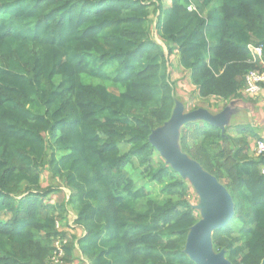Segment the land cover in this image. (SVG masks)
<instances>
[{"label": "trees", "instance_id": "16d2710c", "mask_svg": "<svg viewBox=\"0 0 264 264\" xmlns=\"http://www.w3.org/2000/svg\"><path fill=\"white\" fill-rule=\"evenodd\" d=\"M250 46L264 61V0H0V264H51L57 242L64 264L76 251L80 264H197L192 184L150 136L182 102L172 57L197 92L191 112L242 98L264 70ZM249 131L181 129L182 153L233 200L211 242L232 264H264V156H249ZM45 171L61 185L44 187Z\"/></svg>", "mask_w": 264, "mask_h": 264}, {"label": "water", "instance_id": "95a60500", "mask_svg": "<svg viewBox=\"0 0 264 264\" xmlns=\"http://www.w3.org/2000/svg\"><path fill=\"white\" fill-rule=\"evenodd\" d=\"M195 121H206L221 127L205 110L184 113L179 107V112L168 124L152 133L150 141L166 163L191 182L200 197L198 208L204 209L203 218L190 231L186 253L197 264H232L225 258L224 252L216 254L211 246L213 232L224 228L233 218L234 204L230 194L216 178L183 154L181 147L178 150L172 145L175 136L179 132L181 134V129Z\"/></svg>", "mask_w": 264, "mask_h": 264}, {"label": "crops", "instance_id": "0c3cea01", "mask_svg": "<svg viewBox=\"0 0 264 264\" xmlns=\"http://www.w3.org/2000/svg\"><path fill=\"white\" fill-rule=\"evenodd\" d=\"M174 63L175 61L172 63L174 71L178 72V70H181L185 75V71L179 66L177 58L176 64ZM181 76H183V74ZM181 76L178 77V79L175 77V83L176 85L178 84V87H180L179 84L182 82ZM195 94L197 97L196 91ZM241 95V99L239 98L231 101H219L217 99H210L207 102L203 101L204 104H201L200 109L207 111L218 125L224 129H229V135L232 137H236L235 129L237 126L246 125V127H249V133L251 132L254 135V138H248L250 152L253 151L249 156L256 157L254 152L256 143L260 139H264V96L262 98L250 99L243 94ZM190 100L181 99L182 102H180L181 104H179V107L182 112L188 113L190 112L187 111L189 107L191 109L200 103L198 97L197 100ZM191 102L194 103L192 104Z\"/></svg>", "mask_w": 264, "mask_h": 264}, {"label": "rangeland", "instance_id": "374dc122", "mask_svg": "<svg viewBox=\"0 0 264 264\" xmlns=\"http://www.w3.org/2000/svg\"><path fill=\"white\" fill-rule=\"evenodd\" d=\"M152 19H153V17H152ZM152 38L156 41V42H158L160 45H162L163 47H164V44L162 43V41L158 38V36H157V34H156V32L154 31V32H152ZM164 49H165V47H164ZM172 60H171V62L173 61H175V63L174 64H176V57H172L171 58ZM172 62V63H173ZM183 74V76H181ZM181 76V80H182V82L179 84L180 85V87H178L177 85H176V92H177V96H178V99H182V100H184V99H191L190 101H194V100H197V97H196V94H195V89H194V87L190 84V82H189V76L185 73V75H184V72H181V70H178V72L177 71H174V73L173 74H171V79L173 80V81H175V77L178 79V77H180ZM192 104L194 103V102H191ZM188 108V107H187ZM189 110H191L190 109V107H189ZM180 138H181V134H180V132L177 134V137L175 136V139H173V141H172V145L175 147V148H177L178 150H179V148H180ZM128 149V147H126V146H124L123 148H122V151L123 152H125L126 150ZM252 152L253 151H251L250 153H249V155L250 154H252ZM162 157V156H161ZM173 160H175V159H173ZM145 183L148 185V182H146V181H144L143 179L142 180H140L139 182H138V185H140V186H142V185H145ZM190 183V182H189ZM49 185H55V186H60L61 185V183H60V181H57V180H55V179H52L51 178V175L48 173V172H44L43 173V186L44 187H48ZM190 185H191V183H190ZM149 186V189H152V187L150 186V185H148ZM154 190H155V192L153 193L154 195H156V196H154L156 199H161L162 198V195H160V192H159V188L158 187H155V188H153ZM67 195H68V191H66V190H62V193H61V195L59 196V197H57V198H52L54 201H57L58 203L59 202H61V200L63 199V198H65V197H67ZM189 201H190V203L192 204V207L197 211V213H198V216H199V220H201L202 218H203V214H204V209H202V208H198L199 206H200V204H201V201H200V197H199V194L197 193V191L195 190V188L191 185V193H190V197H189ZM71 211V210H70ZM73 219H74V213H72V211L69 213V215H68V220H69V222H72L73 221ZM60 225H61V227H64V223L63 222H60ZM65 228V227H64ZM64 228H62V229H64ZM75 256H76V259H75V264H80L81 263V260L83 261V258L79 255V253L76 251L75 252ZM85 262V264H87V262L86 261H84Z\"/></svg>", "mask_w": 264, "mask_h": 264}, {"label": "built area", "instance_id": "2783aa9c", "mask_svg": "<svg viewBox=\"0 0 264 264\" xmlns=\"http://www.w3.org/2000/svg\"><path fill=\"white\" fill-rule=\"evenodd\" d=\"M192 10V7H190ZM254 63H260L264 66L263 61V47L250 46ZM245 97L250 99L262 98L264 96V70H252L245 77V85L241 92ZM255 156H264V139L257 141L255 149ZM264 175V167L261 170ZM60 229V224L57 227ZM65 256L64 250L59 242L56 243V252L52 258L51 264H64L63 258Z\"/></svg>", "mask_w": 264, "mask_h": 264}, {"label": "bare ground", "instance_id": "6f19581e", "mask_svg": "<svg viewBox=\"0 0 264 264\" xmlns=\"http://www.w3.org/2000/svg\"><path fill=\"white\" fill-rule=\"evenodd\" d=\"M171 159L173 160V159H175V157H172V156H171Z\"/></svg>", "mask_w": 264, "mask_h": 264}]
</instances>
